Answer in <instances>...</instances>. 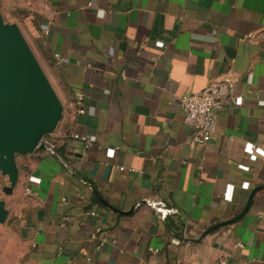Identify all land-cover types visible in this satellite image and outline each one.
<instances>
[{"label":"crops","instance_id":"1","mask_svg":"<svg viewBox=\"0 0 264 264\" xmlns=\"http://www.w3.org/2000/svg\"><path fill=\"white\" fill-rule=\"evenodd\" d=\"M2 7L30 36L64 115L52 137L62 155L17 158L0 264H86L87 255L92 264H264V189L238 220L186 241L235 217L264 184V0H0ZM247 34L254 39L242 42ZM227 73L243 104L219 113L207 144H187L181 98ZM85 183L119 211L146 204L117 214Z\"/></svg>","mask_w":264,"mask_h":264},{"label":"water","instance_id":"2","mask_svg":"<svg viewBox=\"0 0 264 264\" xmlns=\"http://www.w3.org/2000/svg\"><path fill=\"white\" fill-rule=\"evenodd\" d=\"M63 115L62 103L18 25L5 23L0 14V175L8 184L2 188L5 195H11L17 185V158L35 151L48 152L42 140L57 131ZM86 185L103 206L120 215H128L138 204H146L141 201L128 211H119ZM263 189L264 184L254 188L235 217L212 226L198 239L186 241L200 242L210 233L238 220L249 209L256 193ZM8 215L6 202L0 198V225L5 223Z\"/></svg>","mask_w":264,"mask_h":264},{"label":"built area","instance_id":"3","mask_svg":"<svg viewBox=\"0 0 264 264\" xmlns=\"http://www.w3.org/2000/svg\"><path fill=\"white\" fill-rule=\"evenodd\" d=\"M90 6L91 4H88V7ZM253 39V34H247L240 38L242 42L252 41ZM57 60L59 61L60 59L57 58ZM236 83L237 79L235 76L227 73L220 79L210 82L203 90L185 95L181 98L180 109L183 115V122L192 130V134L187 139V144L198 146L207 144L216 132L219 113L227 107H239L243 104V98L238 96L235 92ZM82 102L83 96L80 95L76 102L78 105L77 112L79 114L84 113ZM48 136L49 137L46 138L44 137L42 142L48 151L53 152L55 149V145L52 141L53 134ZM72 138L87 143L93 140L92 136L77 134H74ZM249 150L250 152H255L257 149L254 145H251ZM119 170L129 171L131 173L138 172L135 169H127L125 167H120ZM23 194L29 197H37V193L31 188H24ZM90 214L92 216L96 215L95 212H91ZM104 242L105 240H102L95 249L100 248ZM178 243L177 241L174 242L175 245H178ZM236 246L240 249L243 248V244L240 242H238ZM150 251L157 252V250L151 249ZM85 263L92 264V258L87 255ZM173 264L183 263L176 261ZM215 264L229 263L224 259H219Z\"/></svg>","mask_w":264,"mask_h":264},{"label":"rangeland","instance_id":"4","mask_svg":"<svg viewBox=\"0 0 264 264\" xmlns=\"http://www.w3.org/2000/svg\"><path fill=\"white\" fill-rule=\"evenodd\" d=\"M0 14L4 20L5 23H16V18L14 16H12L9 11H7L4 7H2L0 9ZM21 30V32L23 33V36L25 37L26 41L27 42H30V36L27 34V32L25 31V29L23 28V26L21 24H17ZM7 182H6V178L2 177L0 175V198L5 200L7 198V195H5L3 192H2V188L4 186H7Z\"/></svg>","mask_w":264,"mask_h":264},{"label":"trees","instance_id":"5","mask_svg":"<svg viewBox=\"0 0 264 264\" xmlns=\"http://www.w3.org/2000/svg\"><path fill=\"white\" fill-rule=\"evenodd\" d=\"M46 137H49V136H45V138H46ZM55 152L58 154V153H59L58 149L55 148ZM60 154H61V153H59V155H60ZM61 155H62V154H61ZM95 201H96V200H95Z\"/></svg>","mask_w":264,"mask_h":264}]
</instances>
